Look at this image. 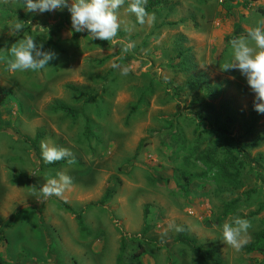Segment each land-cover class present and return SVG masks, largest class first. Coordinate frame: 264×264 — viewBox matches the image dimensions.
Masks as SVG:
<instances>
[{
    "label": "rangeland",
    "instance_id": "374dc122",
    "mask_svg": "<svg viewBox=\"0 0 264 264\" xmlns=\"http://www.w3.org/2000/svg\"><path fill=\"white\" fill-rule=\"evenodd\" d=\"M128 2L117 10V39L135 44L125 54L121 43L72 31L67 10L32 13L0 0V48L30 34L57 54L43 70L9 72L0 51V264H264V253L237 252L220 231L232 215L251 222L249 242L264 227V114L239 71L221 69L235 29L241 36L264 22V0H148L158 4L144 24ZM16 17L24 33L11 36ZM200 78L203 88H191ZM226 104L241 123L258 115L250 137L241 123L202 135ZM257 135L237 182L190 149L214 147L222 159L229 144L240 159L237 141ZM41 141L70 149L72 163L46 164ZM60 172L71 187L43 198L37 190ZM232 200L238 207L224 216ZM170 220L210 257L175 231L162 237Z\"/></svg>",
    "mask_w": 264,
    "mask_h": 264
},
{
    "label": "clouds",
    "instance_id": "9594fccd",
    "mask_svg": "<svg viewBox=\"0 0 264 264\" xmlns=\"http://www.w3.org/2000/svg\"><path fill=\"white\" fill-rule=\"evenodd\" d=\"M26 12L45 13L67 10L70 14L72 31L90 35L91 40L111 41L114 45L122 44V52L127 54L135 48L134 42L124 43L117 39L121 24L118 20L117 10L126 3V0H20ZM148 0H130L128 11L135 15L136 22L144 24L155 21V14L146 10ZM25 29V23L17 17L8 31L11 36H18ZM24 33V31H23ZM231 58L224 63L223 71L238 70L245 78L248 87L254 94V110L264 114V22L248 29L245 35L235 36L228 41ZM6 52L5 64L9 72L40 71L49 66L56 59L53 50L45 51L44 45L35 39V36L23 34L10 46L0 48ZM113 68L120 65L113 64ZM128 69L122 68L121 75H127ZM41 156L46 164L68 159L72 163L73 154L68 148L59 147L54 143L41 141ZM38 170L31 174L36 176ZM73 178L64 173H57L56 178H49L37 190L43 198L60 197L71 187ZM35 188V187H34ZM251 222L239 215H232L231 219L220 226L222 239L225 244L239 252L249 243V229ZM169 231L180 233L184 231L182 225L175 220L167 223L162 237Z\"/></svg>",
    "mask_w": 264,
    "mask_h": 264
},
{
    "label": "trees",
    "instance_id": "16d2710c",
    "mask_svg": "<svg viewBox=\"0 0 264 264\" xmlns=\"http://www.w3.org/2000/svg\"><path fill=\"white\" fill-rule=\"evenodd\" d=\"M156 3H151L148 2L146 6V10L153 9L154 7L157 6ZM241 32V29L238 27L235 29L234 34L231 36L232 38L235 36H238ZM190 83L192 81H189ZM203 80L202 78L195 80L194 82L191 83V88L197 87L196 89L200 90L203 88ZM210 105V104H209ZM224 110L222 114H218L216 117H214V122L211 124V127L209 129H202V135L205 133L209 134H226L229 131V128L235 125L236 123H241L239 120L238 113L236 111H233L231 109V106L228 104L223 106ZM64 110H67L66 108ZM220 113V112H219ZM222 119V121H221ZM243 123H241V126L243 128L244 133L242 136L244 137H250L253 132L255 131L257 120H258V115L255 114L253 111L250 110L249 115L247 117H241ZM262 141V138L260 136H256L255 138L248 140V141H237L236 144V152L241 154L239 157L240 159H235L238 157V155H234V157L231 159V155L233 154L234 146L225 144L224 147L222 148V153L224 155V158L218 159L217 156V150L214 147H209V148H203L200 150V148L196 147V145L192 144L193 147L190 148L193 150L194 154L196 153L198 157L197 159H201L202 163L206 164L208 166L209 170H215L216 172L219 173L220 176L223 177L224 180H228L230 182H237V176L240 173V170L242 168H245L246 166V161L247 156L243 155V149L250 151L256 146H258V143ZM32 146L35 148L37 152L38 148L36 146L35 141H31ZM201 152V153H200ZM243 156V157H242ZM62 161V160H61ZM61 161L54 162L53 164H57ZM203 176V173H202ZM187 175L184 177L186 178ZM187 180L189 181L190 178L187 177ZM238 207L237 205V200H232L229 201L228 203L225 204L224 207V212L223 215H232L234 214L236 208ZM11 224V221L9 220L6 223V226H9ZM178 240L181 243L186 244L189 246L193 252L194 255H196L199 258L202 259H208L210 257V253L206 250L201 249L197 245H195L194 241L187 237L186 235L183 234V232H180L178 235ZM242 251L244 254H250L254 251H257L259 253H264V227L261 228L258 232H256L253 236V239L245 246L242 248ZM0 262H3L2 259H0Z\"/></svg>",
    "mask_w": 264,
    "mask_h": 264
}]
</instances>
